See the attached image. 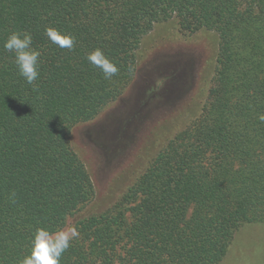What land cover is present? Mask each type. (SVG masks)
<instances>
[{"label":"trees","instance_id":"1","mask_svg":"<svg viewBox=\"0 0 264 264\" xmlns=\"http://www.w3.org/2000/svg\"><path fill=\"white\" fill-rule=\"evenodd\" d=\"M172 19L219 37L202 112L115 204L76 219L60 264H221L243 226L264 225V0H0V264L93 201L72 130L123 95L143 37ZM13 31L40 52L31 85L3 47ZM95 49L117 66L111 79L87 60Z\"/></svg>","mask_w":264,"mask_h":264},{"label":"rangeland","instance_id":"2","mask_svg":"<svg viewBox=\"0 0 264 264\" xmlns=\"http://www.w3.org/2000/svg\"><path fill=\"white\" fill-rule=\"evenodd\" d=\"M218 52L215 32L186 35L175 19L156 24L143 37L135 76L123 95L72 130L71 145L92 178L95 197L64 231L71 232L76 219L115 204L159 151L201 114ZM221 264H264V225L243 226Z\"/></svg>","mask_w":264,"mask_h":264},{"label":"clouds","instance_id":"3","mask_svg":"<svg viewBox=\"0 0 264 264\" xmlns=\"http://www.w3.org/2000/svg\"><path fill=\"white\" fill-rule=\"evenodd\" d=\"M45 35L61 48L70 49L74 42L73 38L51 27L45 29ZM32 44L31 34L21 31L11 32L3 44L6 51L13 53L19 74L30 85L39 77L40 57V52L34 49ZM87 60L102 71L105 79H111L118 72L117 66L100 49L89 53ZM77 235L74 229L71 232L64 230L49 232L44 228L36 229L31 240L30 254L24 257L19 264H60L62 254L70 247V241Z\"/></svg>","mask_w":264,"mask_h":264}]
</instances>
